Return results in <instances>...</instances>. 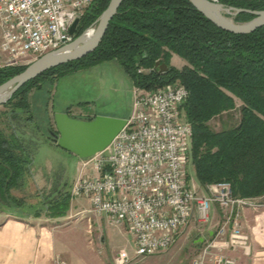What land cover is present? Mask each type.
I'll return each mask as SVG.
<instances>
[{"label": "trees", "instance_id": "trees-1", "mask_svg": "<svg viewBox=\"0 0 264 264\" xmlns=\"http://www.w3.org/2000/svg\"><path fill=\"white\" fill-rule=\"evenodd\" d=\"M109 1L94 0L80 19L75 38L95 24ZM219 3L235 9L264 10V0ZM253 17L240 13L235 21L247 22ZM172 54L186 65L181 69L171 66ZM111 61L120 65L135 88L153 91L175 82L186 88L188 96L182 113L191 127L189 160L201 188L227 182L236 198L264 196V26L248 34L224 31L188 0H123L93 52L47 70L2 105L7 111L0 114L1 196L17 185L30 163L29 153L16 136L11 119L26 114V121L35 123L29 102L32 90L46 89L50 94L57 81ZM157 61L167 66L165 73L157 72ZM26 67H1L0 85ZM139 69L147 72L139 73ZM234 99L241 102L238 124L213 131L208 123L234 110ZM47 103L48 99L45 110ZM69 201V194H64L51 202L43 209L45 213L48 210L45 216L57 219L65 215ZM41 212L38 210L35 217Z\"/></svg>", "mask_w": 264, "mask_h": 264}, {"label": "built area", "instance_id": "built-area-1", "mask_svg": "<svg viewBox=\"0 0 264 264\" xmlns=\"http://www.w3.org/2000/svg\"><path fill=\"white\" fill-rule=\"evenodd\" d=\"M93 2L0 0L3 66H28L71 44L75 40L71 25ZM94 28L87 30L92 33ZM187 96L177 82L153 91L136 88L121 131L106 150L81 161L72 195L85 198L89 211L106 217L111 225L126 226L134 239L133 255L121 250L115 264L164 254L190 222L200 227L208 223L211 205L222 212V221L214 239L205 242L191 264H236L220 253L217 242L230 227L234 244L240 237L239 211L260 205L234 197L227 182L206 185L202 193L187 185L191 127L182 113Z\"/></svg>", "mask_w": 264, "mask_h": 264}, {"label": "rangeland", "instance_id": "rangeland-1", "mask_svg": "<svg viewBox=\"0 0 264 264\" xmlns=\"http://www.w3.org/2000/svg\"><path fill=\"white\" fill-rule=\"evenodd\" d=\"M225 16L235 23H243L235 21L237 15ZM4 60V56L0 55V68L6 67L3 66L5 65V63H3ZM181 68L182 67H179L178 69ZM90 70L91 68L71 75L68 81L65 82L60 80L56 89L50 88L52 90L50 94L46 89L42 91L32 90L29 94V102L31 104L30 112L35 119V123L26 121V117H28L26 114H23L18 119L15 117L11 119V125L16 136L29 153L30 163L23 171L17 185L12 186L6 195H0V209L5 208L4 210L18 212H38L39 210L42 211L41 214L45 215L48 210L45 213L43 209L49 207L50 203L54 202L56 199L63 198L64 194H69L71 200L67 205L65 215H61L57 218H67L68 220L63 221V224L74 222L77 218H80V221L75 222L77 225L69 229L73 234L70 232L63 233V236L66 235L67 237L65 238V244L68 248L67 251L70 253L69 257L72 264H94L95 261H105L106 264H115V257L119 251L124 250L130 256L133 254L134 244L132 235L128 231V234L119 232L116 229L119 226L111 225L104 216L102 217L103 219L96 220L94 216L91 215L89 206L84 211V214L91 215L89 221H85L83 217L81 218V216L77 215L81 210L85 209L87 200L81 196H73L71 192L73 186L72 182L78 172L75 162L69 153L52 145V141L50 143L46 140L51 138L48 131H54L55 129L53 116L56 113V109H61L64 105L71 104L70 106H73L80 101L92 100L94 87L97 86L100 79L93 80L89 75ZM119 70V67H96L95 73L97 78H99L98 73L107 74L109 76L111 75L110 73H116ZM110 83L114 86V89L113 87L107 89ZM104 84L106 88L104 89L105 99L108 105L106 107H98L97 110L112 112L118 107L121 110L120 114L126 116L127 101L131 97V93L128 94L124 88H119L114 78H110L109 81H104ZM47 99L48 107L45 110L44 103H46ZM234 100V110L225 112L213 118L208 123L213 131L220 132L238 124L241 102L237 99ZM49 106L51 107L49 108ZM5 111H7V109L1 105L0 114ZM73 114L74 116L78 115L76 109L73 110ZM2 120L3 118L0 115V128L3 127ZM6 131L7 133H11V130ZM185 171V181L187 185H193L194 182L196 183L194 169L190 160L187 162ZM194 188L197 190L196 187ZM77 201L80 203L79 205L74 204ZM28 205H31V207ZM50 211L53 212V209H50L49 212ZM197 228L196 226L194 229L195 232L192 233L191 236H188L184 243L179 258L182 263L185 257H188L187 261L192 260V256L196 255L195 252L197 248H201L206 244V241H210V239L207 238L202 245H195L199 235L196 231ZM86 229L88 230L87 239L83 241V243L77 241L78 233L85 232ZM182 234L183 231L178 233L177 243L183 239L181 237ZM180 245V243L177 244L173 251L177 252L178 246ZM151 259L142 264H164L152 261ZM168 264H178V262L176 263V261H174Z\"/></svg>", "mask_w": 264, "mask_h": 264}, {"label": "crops", "instance_id": "crops-1", "mask_svg": "<svg viewBox=\"0 0 264 264\" xmlns=\"http://www.w3.org/2000/svg\"><path fill=\"white\" fill-rule=\"evenodd\" d=\"M170 65L178 69L179 67L185 66L186 63L178 56L172 54L170 58ZM96 67H119L120 70L116 73L112 72L113 74L110 73L111 75L109 76L107 74L104 75L102 73H98L99 78H97L95 73ZM89 75L93 78V80L100 79L97 83V86L94 87L92 100L80 101L73 106H70L71 104L64 105L61 109H56L55 112L65 113V111H68V115L70 117L79 120H88L96 116L126 119L131 110L133 92L136 88L132 85L130 79L122 71L120 65L115 61L103 63L91 68ZM110 78H114L115 83L119 88H124L128 94L131 93V97L127 101L126 116L120 114L121 110L118 107L112 112L97 110L98 107H106L108 105L105 99L104 89L106 88L104 81H109ZM68 79L69 77H66L61 79V81L65 82L68 81ZM58 83L59 81L55 83V89L58 87ZM111 87L114 89V86H112L110 83L107 89H111ZM50 107L51 106H49V108ZM75 109L77 110L78 114L76 116L73 114V110ZM49 142L51 143V141ZM51 144L55 146L54 143ZM70 156L75 162L77 171H79L82 159H79L72 154H70ZM77 176L73 180L72 185L74 184ZM191 186L196 187L199 192H203L197 181ZM248 200L259 203L260 207L256 210L252 208H244L239 211V222L241 225L240 237L233 244L231 240V228L228 227L223 239L217 242V246L220 248V253L227 257L233 258L236 264H264V196ZM74 204L79 205L80 203L77 201ZM28 206L31 207V205ZM88 206L89 203L87 201V206L85 209L81 210L77 215L81 216V218L83 217L85 221H89V217L91 215L94 216L96 220L103 219V216H97L93 213H91V215L84 214V211L88 208ZM4 209L5 208L0 209V264H72L69 257L70 253L67 251L68 248L65 244V238L67 237L66 235L63 236V233L70 232L73 234V232L69 231V229L74 228L77 225L75 222L80 221V218H77V220L74 222L63 224V221L68 220L67 218L50 219L43 214L35 218V215L37 214L36 211L18 212ZM222 217L223 214L217 205H211L208 223L201 227L197 226L198 228L196 231L199 233V235L195 245H202V243L207 240V238L210 240L214 239L216 229L220 225ZM195 227L196 225L190 222L184 229L180 231H183L181 236L183 239L177 243L176 238L174 244L164 254L134 260L132 264H142L151 258L152 261L161 262L164 264L172 263L174 261H176V263L178 262V264H191L192 260L187 261L188 257L183 259V263L179 258L186 239L195 232ZM116 229L121 233L128 234V230L124 225H121ZM87 236V229L85 232H79L77 241L83 243V241L87 239ZM179 243L181 245L178 246V251H173L175 246H177ZM199 249L200 247L197 248L195 254L199 251ZM218 250L219 249H215L213 251L217 252ZM194 256L195 255L192 257ZM94 264H106V262L95 261Z\"/></svg>", "mask_w": 264, "mask_h": 264}, {"label": "water", "instance_id": "water-1", "mask_svg": "<svg viewBox=\"0 0 264 264\" xmlns=\"http://www.w3.org/2000/svg\"><path fill=\"white\" fill-rule=\"evenodd\" d=\"M191 5L207 20L219 29L233 34H248L264 26V10L251 11L225 7L210 0H188ZM123 0H110L106 9L96 20L94 31L88 35L85 30L75 40L60 50L48 53L30 65L24 71L0 85V106L5 104L27 82L37 78L51 68L81 59L93 52L102 40L109 22L116 14ZM251 14L254 17L243 23H235L225 15ZM79 21L75 20L69 29L75 34ZM155 69L165 73L167 66L157 61ZM54 131H48L56 147L79 159H88L108 148L114 137L124 127L126 120L106 116H96L88 120L70 117L67 113H55Z\"/></svg>", "mask_w": 264, "mask_h": 264}, {"label": "bare ground", "instance_id": "bare-ground-1", "mask_svg": "<svg viewBox=\"0 0 264 264\" xmlns=\"http://www.w3.org/2000/svg\"><path fill=\"white\" fill-rule=\"evenodd\" d=\"M91 33L89 32L88 35H90Z\"/></svg>", "mask_w": 264, "mask_h": 264}]
</instances>
